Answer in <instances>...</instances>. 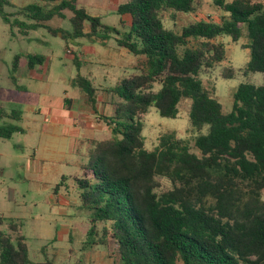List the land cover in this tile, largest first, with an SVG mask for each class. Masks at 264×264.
Instances as JSON below:
<instances>
[{"label":"trees","instance_id":"obj_1","mask_svg":"<svg viewBox=\"0 0 264 264\" xmlns=\"http://www.w3.org/2000/svg\"><path fill=\"white\" fill-rule=\"evenodd\" d=\"M42 1L41 6L8 13L11 0H0V18L22 36L42 28L65 43L114 34L118 47L144 58L138 73L123 77L113 88L119 101L111 116L98 118L112 137L94 143L75 179L79 200L92 213L83 248H106L113 264H264V86L240 84L231 111L223 114L200 78L225 60L218 39L237 43L242 28L247 39L242 48L249 51L243 73L264 75V0H215L221 12L218 22L194 21L180 32L165 28L161 13H193L197 0L120 3L116 13L129 17L127 23L119 22L125 31L102 24L77 7V0ZM63 10L71 12L70 32L46 24L63 18ZM72 54L78 72L72 86L96 114L97 89L79 74ZM20 58L14 56L9 73L14 84ZM44 61V56L27 55L26 67L32 71ZM234 76L232 67L219 71L223 79ZM184 99L191 101L188 117L197 132L196 153L174 133L162 135L148 151L140 117L154 108L161 117L175 119ZM20 116V111L0 108V121H18ZM18 131L1 125L0 138L10 139ZM158 177L171 185L160 194ZM4 224L11 233L0 231V264H30L19 222L0 215V226ZM38 264L57 263L46 259Z\"/></svg>","mask_w":264,"mask_h":264},{"label":"rangeland","instance_id":"obj_2","mask_svg":"<svg viewBox=\"0 0 264 264\" xmlns=\"http://www.w3.org/2000/svg\"><path fill=\"white\" fill-rule=\"evenodd\" d=\"M127 1L77 0L76 6L99 17L102 24L125 31L126 27L119 22L122 19L127 23L129 17L119 16L116 8ZM214 1L197 0L195 11L189 14L162 12L163 25L180 32L183 26L194 21L218 22L221 12ZM43 3L42 0H11L12 6L5 10L14 13L19 8ZM61 14L63 18L54 17L46 24L70 32L71 12L63 10ZM96 36L65 43L42 28L22 36L17 28L10 29L0 18V108L21 112L18 121H0V126L9 124L19 128L10 139L0 138V215L19 222V234L28 246L30 264L46 259L57 264L114 262L102 246L83 248L92 213L82 206L75 179L81 176V167L88 163L94 143L112 137L109 128L98 118L111 116L112 106L119 101L113 88L123 77L138 73L144 58L118 47L117 35L98 33ZM245 37L244 28L237 43L220 37L218 42L224 44L225 60L200 76L205 88L220 103L223 114L231 111L233 95L240 84L264 86L263 74L243 73L249 60L248 49L242 48L247 44ZM72 53L80 64L79 74L97 89L96 114L87 106L80 90L72 86L78 73ZM15 55L21 58L14 84L9 73ZM27 55H41L45 61L29 71ZM226 67L234 69L233 79L219 77V71ZM158 89L159 85L154 84L153 91ZM190 105L189 99L182 100L175 119L161 117L154 108L140 117L148 151L156 148L162 135L174 133L196 153L193 139L197 132L190 125ZM205 132L206 127L202 133ZM156 180L158 194L171 188L168 180L161 177ZM0 231L11 233L6 224L0 226Z\"/></svg>","mask_w":264,"mask_h":264}]
</instances>
